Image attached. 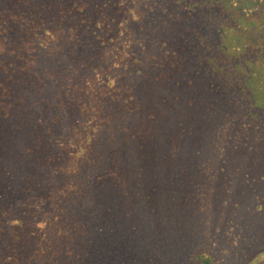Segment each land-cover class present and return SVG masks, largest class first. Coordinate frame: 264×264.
Masks as SVG:
<instances>
[{"label":"trees","instance_id":"16d2710c","mask_svg":"<svg viewBox=\"0 0 264 264\" xmlns=\"http://www.w3.org/2000/svg\"><path fill=\"white\" fill-rule=\"evenodd\" d=\"M261 182L264 0H0V264H264Z\"/></svg>","mask_w":264,"mask_h":264},{"label":"rangeland","instance_id":"374dc122","mask_svg":"<svg viewBox=\"0 0 264 264\" xmlns=\"http://www.w3.org/2000/svg\"><path fill=\"white\" fill-rule=\"evenodd\" d=\"M241 154H242L241 152H239L238 150L237 151L235 150V152H233L232 155H231V156H234L235 158L232 159V161H228L227 160V162H230L229 163L230 165H234V163L235 162L237 163L238 161L241 162L242 161V155ZM198 155H200V156L197 158V160H195L194 162L188 164V166H185V167H187V170L189 172H193V175L200 180V183L202 185L205 186L208 183L207 176L210 175V174H213V173H217L216 172V169L218 167V164L216 163L217 156L215 154L209 152V151H207V152L203 151V152H201ZM209 159L214 160V161L211 162ZM205 160H207V162ZM173 173H175V172H173ZM228 173H230V172L228 171ZM228 173H225V174H228ZM219 176L222 177V174L219 173ZM220 177L216 178V176H215V178H216L215 181H221V178ZM236 180H234V181L239 184L240 179L239 180L236 179ZM211 183H213L212 179L209 181V184H211ZM258 189H259V193L255 197L254 203L256 201L258 203V202H260L264 198V192H263L264 184L262 182H261V185L258 186ZM210 197H213V196H210ZM238 204H241V203L238 202ZM257 213L258 214H256V213L255 214H252V217H254L255 219H257V218L263 219L264 218V211L263 210L260 211V212H257ZM113 220H114L115 223H117V222H121V223H119L118 226H112V227H110V229H107L106 228L105 232L108 233V234H111L113 232H116V230H124V227L126 225V219L125 218L119 217L118 220H116L113 217ZM209 225H210L209 223H207L206 225H203L205 227V234H204L205 235V238H208V237H210L212 235L214 236V234H215V236H217L219 238L220 237V234H219L220 231H219V229H218V231H216L215 230V227H213V230H212L211 228H208ZM105 232L103 230V231H99L98 233H95V234H97L99 236V239L104 240V238H106ZM221 240H224L225 241L224 238L220 237V242H221ZM100 244L104 246L103 243H100ZM120 245L121 244H118L116 246L112 245V248H111V246L110 247H107L105 245L104 247H102V249L106 248V250H108V253L109 252L114 253L117 249L119 251H122V252H125L126 253L125 255L122 254V258L121 259L119 258V256H116L115 255L116 264H133V263L134 264H148V262H147L146 259L144 260L143 258L134 257L132 255L131 251H128V248L126 247L127 244H124V245H121V246ZM170 246L171 247L168 248V249H171L172 248V245H170ZM97 264H100V263H97Z\"/></svg>","mask_w":264,"mask_h":264}]
</instances>
